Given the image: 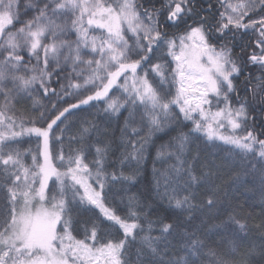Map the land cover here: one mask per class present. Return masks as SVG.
Wrapping results in <instances>:
<instances>
[{"label":"snow or ice","instance_id":"6c2138e0","mask_svg":"<svg viewBox=\"0 0 264 264\" xmlns=\"http://www.w3.org/2000/svg\"><path fill=\"white\" fill-rule=\"evenodd\" d=\"M96 104L139 114L133 134H146L121 165L187 129L154 188L173 215L109 199L135 175L107 171L110 145L92 151L95 120L65 147ZM201 146L229 153L227 181ZM241 177L264 190V0H0V264H264V210L250 224L226 188Z\"/></svg>","mask_w":264,"mask_h":264},{"label":"trees","instance_id":"16d2710c","mask_svg":"<svg viewBox=\"0 0 264 264\" xmlns=\"http://www.w3.org/2000/svg\"><path fill=\"white\" fill-rule=\"evenodd\" d=\"M236 2V0H233ZM215 3V0H213ZM248 72L252 74L253 77L259 76L260 70L255 66H250L247 69ZM244 77H240L242 82ZM256 81H253V87ZM246 86L240 83L241 93L240 96L245 95L244 88ZM119 95V93H116ZM235 99V98H234ZM95 103V102H94ZM256 108L255 115L259 120L261 118V111L258 105H254ZM103 108L102 104H96L95 107H89L86 111L79 113L81 119L73 117L74 121L71 129L65 134V147H67L68 138L72 135H78L79 129L83 127L82 119H87L89 121L95 120L101 128V133H94L93 138L90 143L93 145L92 151L96 146L103 147L104 145H110V151L108 154V161L110 166L107 168L108 172H112L114 168L111 165H115V170H123L125 175H135V180L133 182L120 181L112 185L111 191L109 193V199L114 200L116 203L123 208L129 203H147L155 209L153 214V219H156L158 215H173L171 210L166 211V203H161L157 193L155 192V182L157 179L163 182V174L168 172L171 165L175 162L174 159L170 158L168 153L174 151V147L170 145H175V137L178 135L180 130L187 131V129L178 128L176 131H169L165 128V131H161L153 135L152 139L145 145L144 158L139 162L135 160L125 161L123 165L119 163L121 155L124 152H131V144L129 141H138L146 133L141 132L139 136L133 134V128H139V114L134 113L131 109L125 111L121 109L122 115L119 116H108L106 117L101 110ZM132 117V123L128 125L127 131L125 129V122L129 117ZM174 126V125H173ZM107 129V135L102 134L103 130ZM27 142L22 145L23 148L32 147L35 149L36 140L35 137L28 140L27 137L24 138ZM119 145V149H117ZM201 158L213 159L218 165L223 168V175L227 181L231 175V163L225 161V157L229 155L227 152H221L217 148L203 147L201 146ZM115 153V154H113ZM158 153H160L158 155ZM92 156L89 155V160ZM27 163H31V158L27 159ZM227 191L230 197V203L235 205H240L243 208V214L248 213L253 214V218L249 220L250 224L260 223L261 216L260 213L264 210V190H262L259 184H253L250 179L246 180L244 177L235 183L230 182L226 184ZM163 189H161L162 191ZM223 218V217H222ZM209 224L218 223L217 220L212 219L211 216L206 217ZM199 223V221H197ZM83 227V225H81ZM114 232V230H112ZM259 234L253 230L250 234L249 240L257 244L259 241ZM216 239H219L218 237ZM243 247V245L241 246ZM206 264H210L206 261Z\"/></svg>","mask_w":264,"mask_h":264},{"label":"rangeland","instance_id":"374dc122","mask_svg":"<svg viewBox=\"0 0 264 264\" xmlns=\"http://www.w3.org/2000/svg\"><path fill=\"white\" fill-rule=\"evenodd\" d=\"M55 99V98H53ZM75 102V101H73ZM49 104V100L43 96L40 97V105H37L36 107H41V106H47ZM67 106V105H64ZM19 108H21V110H23L24 107H27L29 111L32 110L33 105L31 103V101H28L26 105H18Z\"/></svg>","mask_w":264,"mask_h":264}]
</instances>
